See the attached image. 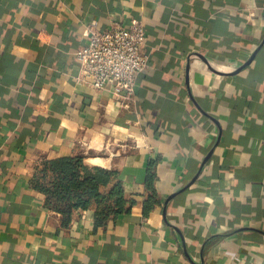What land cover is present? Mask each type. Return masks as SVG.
Wrapping results in <instances>:
<instances>
[{
	"label": "crops",
	"instance_id": "crops-1",
	"mask_svg": "<svg viewBox=\"0 0 264 264\" xmlns=\"http://www.w3.org/2000/svg\"><path fill=\"white\" fill-rule=\"evenodd\" d=\"M93 19L145 26L131 100L76 80ZM75 155L129 213L45 206L36 167ZM0 264H264V0H0Z\"/></svg>",
	"mask_w": 264,
	"mask_h": 264
},
{
	"label": "trees",
	"instance_id": "trees-1",
	"mask_svg": "<svg viewBox=\"0 0 264 264\" xmlns=\"http://www.w3.org/2000/svg\"><path fill=\"white\" fill-rule=\"evenodd\" d=\"M118 175L114 170L89 166L82 155L64 156L43 160L33 173L31 185L43 194L48 209L62 215L64 225L70 224L74 213L96 205V225L100 226L111 216L116 218L129 213L134 204V200L127 197ZM153 178L154 174L149 173L147 185L150 186ZM151 188L154 193L145 213L158 202Z\"/></svg>",
	"mask_w": 264,
	"mask_h": 264
},
{
	"label": "built area",
	"instance_id": "built-area-1",
	"mask_svg": "<svg viewBox=\"0 0 264 264\" xmlns=\"http://www.w3.org/2000/svg\"><path fill=\"white\" fill-rule=\"evenodd\" d=\"M85 34L86 43L75 53L80 65L77 82L125 101L133 99L139 75L150 62V54L143 49L144 24L135 19L127 25L113 21L103 29L93 19L86 25Z\"/></svg>",
	"mask_w": 264,
	"mask_h": 264
},
{
	"label": "water",
	"instance_id": "water-1",
	"mask_svg": "<svg viewBox=\"0 0 264 264\" xmlns=\"http://www.w3.org/2000/svg\"><path fill=\"white\" fill-rule=\"evenodd\" d=\"M256 53H254L255 55ZM254 55L251 57V59L249 61H247L244 65H242L241 67H239L236 71H234V73L238 72L239 70H241L243 67H245L247 64H249L251 62V60L253 59Z\"/></svg>",
	"mask_w": 264,
	"mask_h": 264
}]
</instances>
